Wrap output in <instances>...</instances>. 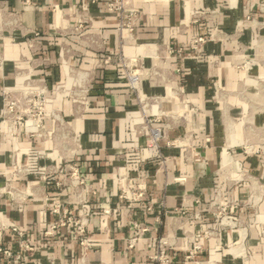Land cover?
Instances as JSON below:
<instances>
[{"label": "crops", "instance_id": "1", "mask_svg": "<svg viewBox=\"0 0 264 264\" xmlns=\"http://www.w3.org/2000/svg\"><path fill=\"white\" fill-rule=\"evenodd\" d=\"M110 1L0 0V180L17 173L19 190L0 197V225L19 227L31 247L21 249L14 233L0 228V246L21 256L0 255V264H156L151 258L159 238L167 244L168 264H195L186 259L192 254L201 264H264V155L245 154L233 134L243 115L264 127V109L248 104L264 101V0H134L131 31L118 29ZM211 10L216 18L191 24L195 13ZM215 32L229 37L205 42L197 55L190 50L196 36ZM169 48L182 52L171 56ZM104 55L112 57L109 64L102 63ZM119 56L153 73L141 78L140 93L182 111L169 135L190 134L186 150L199 152V161L184 158L186 147L162 148L164 162L143 148L136 134L139 107ZM40 85L64 120L62 133L46 119L45 140L19 134L2 141L1 90ZM65 162L78 167L90 192L45 183L43 168ZM119 170L145 178L151 213L138 208L128 214L119 199ZM218 191L235 203L230 212L245 228H221L207 214ZM58 205L74 215L86 212L89 249L83 251L70 226L44 236L59 220L52 212ZM180 210L199 213L201 220L191 222ZM131 219L149 227L133 249L127 246ZM204 230L213 235L203 238ZM192 240L199 251L193 252Z\"/></svg>", "mask_w": 264, "mask_h": 264}, {"label": "built area", "instance_id": "2", "mask_svg": "<svg viewBox=\"0 0 264 264\" xmlns=\"http://www.w3.org/2000/svg\"><path fill=\"white\" fill-rule=\"evenodd\" d=\"M150 1V0H145ZM173 1V0H166ZM134 0H112L108 2L107 8L110 11L117 12L120 18L119 30L126 28L132 30V22L135 20L137 12L133 7ZM202 16H209L216 18L217 12L211 10L206 14L195 13L193 15L191 24H197L198 20ZM229 37L223 33L215 32L209 36H196L191 44L190 50L197 55L203 44L207 41H217ZM181 49L169 48L167 50L168 55L180 54ZM103 64H109L112 61L110 55H104L101 58ZM133 59L124 58L119 56L118 62L124 68V76L127 80L128 88L135 94L137 104L140 113V123L137 125L136 134L143 139V148L151 151H155L161 156L162 162L165 161V157L161 155L162 148H174L186 147L183 151L185 159L192 158L195 161H199V152L190 153L187 152V148L192 147L186 145L187 140L191 138L190 134H184V136L172 139L169 135L171 129L170 123L183 120L182 111L168 110L161 106V97L157 95H146L139 91L140 80L144 75H153L151 72H144L143 67L137 63L134 64ZM3 69V58L0 54V72ZM59 92V89L54 90ZM168 93L171 97H175V90L171 87L168 88ZM1 114L2 123L5 126V131L2 135V141L11 140L16 138L19 134H24L30 138L39 137L42 140L46 139L45 120L51 119L54 122L55 131L62 133L64 128V120L52 109V103L48 97V90L45 86L40 85L35 88H29L24 90H1ZM197 112L196 109H192ZM264 149V143L261 144ZM252 148V146H251ZM245 154H249L247 149L242 148ZM252 155L264 154V151L259 147L250 150ZM193 154V155H192ZM38 159L43 158L42 155L37 156ZM17 169L19 166L16 164ZM44 173L42 175L43 180L49 186L55 188H72L75 193H88L91 187L87 184L85 178H83L78 170V167L73 163L65 162L61 167L50 168L48 166L43 168ZM61 178H57L56 176ZM245 176L244 174H242ZM18 177L17 173L3 176V181L0 180V197L8 194L13 196L19 193L18 188L13 185V181ZM117 183L120 190L119 199L125 203V209L129 215H134L135 210L142 208L145 213H151L154 208V203L150 198L148 191L144 186L143 176H130L126 171L119 170L117 172ZM83 202V201H82ZM81 202V203H82ZM235 205L234 202L228 199L226 192L218 191L207 205L206 212L221 228H230L240 230L244 228V224L237 218H235L230 209ZM53 213L60 215L59 220L53 223L49 230L44 233V236H49L53 232L61 227L70 226L79 235V245L83 248V251L90 248V242L86 236L87 226V214L82 211L80 214H72L65 207L54 206ZM104 213L108 214L109 211L105 210ZM183 218L189 219L191 222L201 220L199 213H191L185 210H180ZM130 225L132 228V235L128 240L127 246L133 249L137 242L141 240L146 232L149 231V227L142 222L131 219ZM1 229H8L13 232L17 237V242L21 249L31 250L29 242L26 240L24 232L14 224L8 226H1ZM213 235L210 230H204L202 233L203 238H209ZM193 252L199 251V245L196 240L191 241ZM0 255L5 258H13L14 260L20 259L19 253H12L9 250L3 249L0 246ZM152 261L156 264H168L170 262V256L168 254V247L163 238L156 240V247ZM186 259L194 261L195 264H201L194 260V256L189 255Z\"/></svg>", "mask_w": 264, "mask_h": 264}, {"label": "rangeland", "instance_id": "3", "mask_svg": "<svg viewBox=\"0 0 264 264\" xmlns=\"http://www.w3.org/2000/svg\"><path fill=\"white\" fill-rule=\"evenodd\" d=\"M248 104L251 105V110H263L264 109V101L262 103L260 100L258 102H254V101L251 102L249 100ZM251 110L249 109V111H251ZM234 122H236V124H235V125H237L236 128L240 127L239 129H236L235 127H233L234 137H235L236 141H238L237 146H239L241 148L245 147L249 154H252V153H250V150L253 151V149H256L257 147H259L261 150L264 151L263 146L261 145L262 143H264V127L262 129V128L254 125L252 120L250 119V116H248V115H243L239 119L235 120ZM227 126L229 128L231 127V125H229V124H227ZM251 146H252V148H251ZM261 155H264V154H261ZM227 156H229V154L226 150H224V152H223L224 159L225 158L228 159ZM244 228H245V226H244ZM236 229H238V228H236Z\"/></svg>", "mask_w": 264, "mask_h": 264}, {"label": "bare ground", "instance_id": "4", "mask_svg": "<svg viewBox=\"0 0 264 264\" xmlns=\"http://www.w3.org/2000/svg\"><path fill=\"white\" fill-rule=\"evenodd\" d=\"M227 157H228V159H227V158H225V159H226V162H227V161H229V158H230L229 156H227Z\"/></svg>", "mask_w": 264, "mask_h": 264}]
</instances>
